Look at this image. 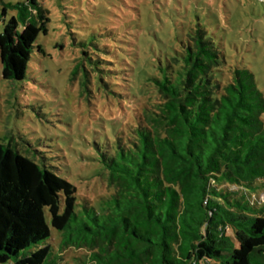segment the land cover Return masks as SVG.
Returning a JSON list of instances; mask_svg holds the SVG:
<instances>
[{
  "label": "trees",
  "instance_id": "1",
  "mask_svg": "<svg viewBox=\"0 0 264 264\" xmlns=\"http://www.w3.org/2000/svg\"><path fill=\"white\" fill-rule=\"evenodd\" d=\"M7 6L19 17L0 33L4 78L23 81L51 19L38 0ZM153 42L110 70L134 78L116 96L133 124L122 121L116 147L96 145L107 199L82 200L48 158L0 143V264H64L69 249L88 250L94 264H264V96L254 74L224 78L202 26L177 48L164 43V64Z\"/></svg>",
  "mask_w": 264,
  "mask_h": 264
},
{
  "label": "rangeland",
  "instance_id": "2",
  "mask_svg": "<svg viewBox=\"0 0 264 264\" xmlns=\"http://www.w3.org/2000/svg\"><path fill=\"white\" fill-rule=\"evenodd\" d=\"M26 1L0 0V33L19 17L7 5ZM38 1L51 21L37 40L40 49L32 55L26 78L6 80L0 58V143L30 159L48 158L89 203L99 204L112 192L107 176L97 175L96 145L116 147L122 121L133 124L116 96H126L134 78L110 73L116 64L125 65L130 47L154 40L155 58L164 64L169 49L163 44L177 48L191 29L202 26L225 58L224 78L236 68L247 69L264 96V0ZM114 82L118 86L113 88ZM52 241L57 248L56 230ZM89 254L69 249L62 258L64 264H94Z\"/></svg>",
  "mask_w": 264,
  "mask_h": 264
}]
</instances>
